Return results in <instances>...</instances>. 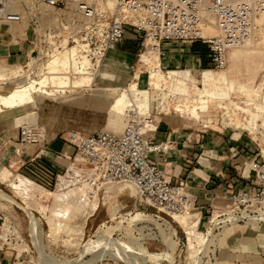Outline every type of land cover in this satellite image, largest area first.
I'll use <instances>...</instances> for the list:
<instances>
[{
  "label": "built area",
  "instance_id": "built-area-1",
  "mask_svg": "<svg viewBox=\"0 0 264 264\" xmlns=\"http://www.w3.org/2000/svg\"><path fill=\"white\" fill-rule=\"evenodd\" d=\"M263 13L264 0H38L37 6L27 4L22 9L15 0H0V22L15 24L29 18L31 26L24 30L22 39L27 47L20 73L34 77L44 72L49 59L63 55L68 47H76V53L71 56L76 67H81V61L86 60L87 72H90V61L102 62L126 33L140 40L139 49H146L149 44L158 49L163 43H200L210 52L209 69L223 70L230 51L253 44V20ZM209 17L216 27L214 36H207L203 31ZM12 125L17 127L21 147L42 149L52 138L49 130L36 122L21 123L13 119ZM159 125L150 112L128 110L119 132L103 129L70 135L68 141L74 153L53 182L29 181L46 192L56 189L90 192V199L103 186L129 184L138 200L157 213L168 216L190 212L198 197L186 191L185 181L171 183L167 173L169 162L165 158L161 161L153 158L166 153L172 144L150 143ZM261 133L264 139V128ZM256 148L261 161H253L248 167L246 182L251 189L232 192L226 206L210 208L209 225L215 212L221 219L264 217V158L260 147ZM20 153V149L15 152L18 160ZM241 219L237 223L248 222ZM161 221L171 228L168 222ZM2 226L3 223L0 241ZM28 235L31 237L29 229ZM18 262L14 257V263Z\"/></svg>",
  "mask_w": 264,
  "mask_h": 264
},
{
  "label": "rangeland",
  "instance_id": "rangeland-1",
  "mask_svg": "<svg viewBox=\"0 0 264 264\" xmlns=\"http://www.w3.org/2000/svg\"><path fill=\"white\" fill-rule=\"evenodd\" d=\"M16 1L18 2V6L20 9L24 8L27 4L31 6H37L38 2V0ZM32 16L34 15L32 14ZM32 16L30 18L31 20H34ZM7 26L10 27V25ZM29 26H31V23H29V18H25L20 24L11 25L10 30L13 33L17 32V36H20L19 38L22 39L24 30H29ZM215 34L216 33H212V35L207 36H214ZM261 41L262 43L259 44V42ZM150 46L154 45L149 44L146 49H139L136 57L132 59L129 64L122 65L124 67L123 69H120L116 66V63H118L117 61H119L118 57L115 58V62H108V53L105 59L99 64L90 61L91 77L99 79L100 75L106 72L114 76L115 78L120 75L119 77H122V79H124L123 86H127L132 82H137L135 76L138 75L146 83L148 81L147 67L142 66L138 61L144 58V53L150 50ZM153 53L157 55V49L155 48V46ZM149 58L151 59L152 56L149 55ZM151 63L152 67H155L156 61L151 60ZM17 65L18 66L15 67L16 63L0 62V76L4 75L3 77H0V95L8 93L13 87V83L15 81L23 77H27L28 79L33 77L30 75H22L24 74L20 73L22 68H19V66H22V64L17 63ZM205 70H209L219 77H226V79L229 81L230 86H232V91L229 92V95L227 97L230 99H227L224 102L222 101L224 103L223 105L227 104L226 106H228V109L225 111L218 110L217 108H215V105L210 102L209 104H207V112L201 113L200 120L195 121L191 119L186 113H184L185 109L182 105H180L183 102L185 103V101H183V98L185 97L186 93L184 94L182 91H180V89L174 88L173 85L169 82L161 84L160 89L157 90L152 85V81L150 80L148 81V87L147 85L145 87L141 86L140 89L147 90L148 93L152 95V98L155 99L154 102L150 104L151 114L155 117V120L159 121L160 124H172L171 128L174 129L182 128V130H186L185 132L188 134L193 132H218L228 135L233 139L243 140V138H245L249 142V144H251L252 148H256V146H258L261 149L264 142V139L261 137V130L264 128V114L257 111L255 105L261 104L264 107V40L261 37L254 35V42L252 45L232 50L229 53L227 65L223 70ZM13 72L15 73L13 74ZM38 72H40V70L34 72V74H37ZM200 72L201 71L195 73L191 72L189 74L197 78ZM161 73H163V75H165V77L167 78L168 72H166L165 70H161ZM40 75L37 74L36 76L39 77ZM37 77L33 78L37 79ZM182 78L184 82L189 83V78L187 75ZM112 84L114 83L105 82L102 85L106 86L108 89H111ZM93 85H95L96 88H98L97 86H99L98 83H93ZM238 88H242L245 92L250 93L251 102L246 103V96L238 93ZM117 92L118 93L116 95L114 94V96L109 93L105 95L103 92L94 90H78L74 93H67L66 91L61 98H53L55 100H45L41 97H37V99L38 101L39 99L40 101L44 100L41 105H50L54 102L74 96L90 94V96L97 95L98 97L107 99L108 103H110L113 99H116L117 95H119L120 92ZM188 95L190 99L194 98L193 92L189 91ZM179 101H181V103H179ZM230 102L234 103L235 105L231 104ZM238 106L244 109L248 108L252 113H257V115H259V117L257 118V131H255L254 134H251L242 126L238 128L235 126V124H243L246 120H249V117L247 115L243 114L240 110L235 108ZM36 108L34 107L28 110V113L32 115L28 120H33L32 113L37 112L38 108ZM129 108H138L141 112H143V109L140 107V105H137L135 101H132L127 109H125L124 113L121 115L120 125L118 127L109 129L116 130L117 132L121 130L123 125V116ZM176 108L181 109L182 111L184 110V112L178 113L175 111L177 110ZM159 111L160 115H157ZM22 116L24 115L17 114L7 120L0 119V123H9L13 127V119H17ZM207 120L210 121L207 122ZM33 122H36V118L33 120ZM205 125L207 126V128L203 127ZM106 126L107 124H104V126L99 129L90 128L81 130L80 132L89 133L103 130L105 128L107 129ZM13 128L17 130V127ZM48 130L51 134H53V131H51L50 129ZM2 169L4 168L1 167L0 171ZM246 169L243 168L242 170L244 177L248 176V169ZM10 171L11 174H7L5 177L0 178V190L8 196L12 197L18 204H24V206H27L28 209L33 212L34 218L37 219L40 224L42 233L41 236H39L40 239L38 238L40 242L39 240H37V245L41 246V248H38L39 246L35 248L36 246L34 247L33 241L28 235L29 221H27L25 214L16 206L0 201V225L1 223H3V226L1 228L2 240L0 241V248H3V251L11 252L12 257H16L17 261L21 262L22 264H37V262L45 264L47 260L59 261V263L64 262V260L65 262L74 260L79 257L78 250L80 244H83L91 238L95 240L96 238H93L94 232L100 226L103 227L102 230L104 231V240L102 243V239H100V243H102L104 246L109 247V249H111L113 252L116 251L118 252V254L123 253V255H136V252L137 254H140L141 252H146L149 254H161L164 252L169 254L170 258H172L170 264H235L231 262V260L233 255L237 254V252L250 254L252 250L256 248L264 250V236L260 235V231L258 230L259 227H262V223L257 224V228L251 227L247 223H237L238 221H232V224H229L225 227H222L223 225H219V227L214 230L211 237L205 238L206 241L203 240L201 242L206 230L211 227L212 224H207L205 228H197L198 221L195 219V216H192L191 214L193 213V210L188 212L189 216H187L186 221L187 225L189 226H193L194 222L196 221V227L194 228V231L198 235L199 241L197 239V243L193 244L194 248H189L187 239L183 234V231L178 224L173 222V219L171 218L173 214H169L168 216L170 217H168L165 215V213H157L155 209L145 206L138 200L133 186L123 183L103 186L96 191L97 207L94 211L95 217L91 218V220L97 218L99 222L98 224H95L92 230H90V234L84 236L83 233V235L80 237L78 231L76 232V230L73 229L75 228L74 226L77 222V218L80 215L79 210L84 208L83 201L85 200V197L87 199V196H84L86 195L85 192L83 193L77 191L79 192V195L77 197L76 192L74 191L73 193H70L68 190L56 189L55 191L46 192L38 187L37 184H30L31 186H34L33 189H37L36 192H38V194L40 195L36 199L32 198L23 200L21 196L16 194L12 187L9 185V181L12 180V182L16 184V180L18 179V176H16L17 173L13 172V170ZM123 185L130 188H123ZM67 191L69 194L75 193L74 195L76 197L74 195H69L68 193L67 196V194H65ZM64 194L65 197L67 196V202H63L64 204L62 203L65 211L63 212V215V208L61 207V212V209L59 208L60 210H58L57 208V206L59 207L61 206V204L58 205L59 202L58 204L55 203L56 206L55 204H53V195H60L59 197L62 198ZM69 196H74V198L77 199H74L77 204L76 202H74L73 198ZM69 199L74 203L71 204V206L70 203L72 202ZM88 199L91 200L90 198ZM64 205L67 206L64 207ZM226 205L227 202H222L218 203L217 206ZM40 206L45 208V212L43 213L44 215L41 214V212L38 210ZM65 208L71 209V211H68L67 209L66 211ZM216 214L218 213L215 212L213 216ZM138 215L147 216L149 222H131V219L134 218V216ZM48 217H54L58 230H56V232L54 233H51L50 235H47L49 230V227L47 225ZM157 217H159V219H157ZM161 219L168 222L171 225V228L168 229L167 225L165 227V223L161 221ZM209 219L210 216L208 220ZM173 230H175V234L171 236V244L173 246L170 244L168 245V243L164 244L166 242L165 240H162L164 239L163 236L170 234ZM68 240L70 241L67 242ZM199 242H201L202 244H200ZM104 243L107 245H105ZM124 243L127 245H125ZM167 245L169 246V248H167ZM129 250L132 252L131 254ZM100 258L99 260L98 257L96 258V256H92L89 254L77 260L76 264H125L114 257L111 258L109 255H103ZM234 260H236V258ZM139 264L153 263L142 261ZM158 264L168 263L167 261H163ZM241 264L249 263L241 261Z\"/></svg>",
  "mask_w": 264,
  "mask_h": 264
},
{
  "label": "crops",
  "instance_id": "crops-1",
  "mask_svg": "<svg viewBox=\"0 0 264 264\" xmlns=\"http://www.w3.org/2000/svg\"><path fill=\"white\" fill-rule=\"evenodd\" d=\"M0 25V62L16 63L17 67V63L25 62L27 44L17 36V32H11L9 26ZM139 42L137 37L126 33L123 40L108 52V62H115L118 57L116 66L129 64L139 51ZM157 55L160 69L166 72L184 70L195 73L210 68V52L200 43H163L157 49ZM137 84L141 88L147 82L138 76ZM97 87L92 85L90 90L114 95L104 85L99 84ZM44 99L55 100L57 97ZM43 101L39 99L36 105V123L50 129L53 134L42 149L37 146L21 147L18 130L9 123H0V168H4L0 171V178L11 174V169L37 184L53 182L55 176L63 172L67 159L74 153V147L68 141L70 135L85 129H99L104 124H107V128L120 125L121 116L112 115L110 111L112 101L108 103L107 99L97 95L82 94L50 105H41ZM171 126L172 124L166 123L159 125L155 138L150 143L172 144L166 153L153 155V158L156 161L165 158L169 162L167 173L171 183L176 185L179 181H185L186 191L198 197L191 214L198 221L197 228H205L209 222L207 211L210 208H215L218 203L228 202V196L232 192L251 189L242 170L248 169L251 162L259 161L257 149L252 148L245 138L233 139L218 132L188 134L182 128L174 129ZM18 149L21 152L19 160L15 155ZM93 217L95 213L84 224V236L90 234V230L99 222L97 218L91 220ZM241 261L264 264V250L256 248L250 254L237 252L231 260L235 264H241ZM0 264H15L12 253L0 251Z\"/></svg>",
  "mask_w": 264,
  "mask_h": 264
},
{
  "label": "bare ground",
  "instance_id": "bare-ground-1",
  "mask_svg": "<svg viewBox=\"0 0 264 264\" xmlns=\"http://www.w3.org/2000/svg\"><path fill=\"white\" fill-rule=\"evenodd\" d=\"M15 4L18 5V2L16 0H15ZM0 24H6V23L0 22ZM15 24H20V23H15ZM6 25H10V27H11V25H14V24H6ZM253 27H254V29H253L254 35L261 37L264 40V13L255 16V18L253 20ZM203 31H204L205 35H212V33L213 34L216 33V27H215V24H214V21L212 18H210V17L207 18L206 26L204 27ZM22 37H23L22 39L25 38V32H24V35ZM260 43H262V41L259 42V44ZM149 49H150L149 51L144 53V58H142L141 60L138 61L139 64L147 67V70H148L147 71V75H148L147 80L148 81L151 80L152 85L157 90L160 89L161 84H165L166 82H169L173 85L174 88L180 89V91H182L184 94L186 93L185 97L183 98V101H185V103L183 102L184 105H183V103L180 104L184 107L185 112H184V110L182 111L181 109H177V108H176L177 110H175L176 112H178V113L184 112L191 119H193L195 121H199L201 118L200 114L207 112V104H209L210 102L213 103L215 105V108H217L218 110H221V111L224 110L225 111L228 109L227 108L228 106H226L227 104L223 105L224 104L223 102L227 99L228 100L230 99L227 97L229 95V92L232 91V86H230L229 81L226 79V77H224V76L219 77L218 75L213 74L209 70H203L199 73L197 78H195L194 76H191L188 71L168 72L167 78H166L165 75H163V73H161L159 63L157 60L158 59L157 55L153 53L154 46H150ZM75 53H76V47H68L66 53H64L63 55L59 54L57 56H53L51 59L48 60L46 67L44 69V72L39 77H37V79H34L33 78L34 75H33V77H31L29 79L27 77H25V78L23 77L24 79L21 78V79L15 81L13 83V87L11 88V90L8 93H6L4 95H0V119L1 120H7V119L14 117L17 114H23L24 116L17 118V119H14V120L16 122H21V123L33 122V120L36 118V115L33 112L32 113L33 114V117H32L33 120H28L32 116L28 113V110L36 107V105L38 103L37 97L52 98L53 99L56 97H61L66 91H67V93H74L78 90H90L93 83H98V84L102 85L105 82H107V83L113 82L114 83L112 85L111 89L106 88L108 91L112 92V94L116 95L118 93L117 91L120 92L119 95H117L116 99L111 104L110 111H111L112 115L121 116L124 113L125 109H127V107L131 104L132 101H135V103H137V105H140V107L143 109L144 112L147 111V112L151 113V109H150L151 105L150 104L153 103L155 99L152 98V95L150 93H148L147 90L140 89L137 82H132L127 86H123L124 79L119 77L120 75L115 78L114 76L110 75L107 72L102 73L100 75L99 79H95L94 77H91L90 72H87L88 62L86 60L81 61V64H80L81 67H76L77 63L71 57ZM149 55L152 56L151 59L149 58ZM151 60L156 61L155 67H152ZM117 67L120 69L124 68V67H119V66H117ZM92 75H94V74H92ZM185 75L188 76L189 83L184 82L182 77H184ZM0 77H3V76H0ZM135 78L137 80L138 75H136ZM189 91L193 92V94H194L193 99L189 98V95H188ZM237 92L243 96L244 95L246 96V99H245L246 103L251 102L250 93L245 92L242 88H238ZM179 103H181V101H179ZM230 103L235 105L232 102H230ZM263 103H264V101H263ZM252 105H253V103H252ZM235 108L240 110L243 114H245L249 117V120H246L243 124H235V126L237 128L242 126L245 130H248V132H250L251 134H254V132L257 131V129H256V127H258L257 126V118L259 117V115H257V113H252L248 108L244 109V108H240L239 106L235 107ZM255 108L257 111L264 114V107L261 104L255 105ZM131 109L139 110L138 108H129L128 110H131ZM159 113H160V111H159ZM234 114H235V112H234ZM207 121H210V120H207ZM104 130H110V131L117 132L116 130H112L109 128H107V129L105 128ZM261 154L264 157V142H263V146L261 147ZM13 183L14 182H12V180L9 181V185L12 187L14 192L16 194H18L19 196H21V198L23 200L32 199V198L36 199L40 195V194H38V192H36L37 189L36 190L33 189L34 186L30 185L32 183L24 177L19 176L18 179L16 180V184L15 183L13 184ZM127 185H129V184H127ZM123 188H130V187L123 185ZM74 192H76V196L78 197L79 192H77L75 190H74ZM80 192H83V191H80ZM39 193H40V191H39ZM67 193H68V191L65 194H67ZM70 193H73V191L72 192L70 191ZM85 193H86V195H84V196H87V199L85 197V200L83 201L84 202L83 203L84 208L79 210L80 215L77 218V222L74 226L75 228L73 229V230H76V232L78 231V233L80 234V237L83 235V228H84V224H85L87 218L94 213V211L97 207L96 193H92V199L91 200L88 199V198H90V192H85ZM41 194H43V193H41ZM50 194H52V193H50ZM65 194L62 198L59 197L60 195L59 196L53 195L54 196L53 197V202H54L53 204H55V203L58 204V202H59L58 205L61 204V206H59V207L57 206L58 210H60L61 207L63 208V206H62L63 202L64 203L67 202L66 198H67L69 193L67 194L66 197H65ZM74 194H69V195H74ZM74 196H69V197L73 198V200L74 199L77 200L76 198H74ZM61 200H63V201H61ZM75 200H74V202H76ZM0 201L16 206L19 210H21L25 214V216L28 218V221H29V228L28 229L30 231V235H31V239L33 241V245H34V247L36 246L35 248H37L39 246V245H37V240L40 239L39 236H41V234H42L41 233V227H40L38 220L35 219L34 217H32V213L28 209V207L24 206V204L23 205L18 204L12 197L8 196L7 194L2 192L1 190H0ZM71 202L72 203L69 202L70 206H71V204H74L73 201H71ZM56 204H55V206H56ZM76 204H77V202H76ZM66 206L64 205V207H66ZM66 209L67 208H65V210ZM38 210L41 212V214H43L45 212V208H43L41 206L38 208ZM67 210L71 211V209H67ZM61 211H62V209L60 210V212ZM63 212H65L64 208H63L62 214H63ZM187 216H189L188 212H184L181 214H173L171 218L173 219V222H175L176 224L179 225V227L181 228V230L183 231V234L185 235V237L187 239L189 248H192L193 244L197 243V239H198V235L194 231V228L196 227V221L194 222L193 226L187 225V221H186ZM241 218L248 220L247 224H249L251 227L257 228L256 225L262 223V227H259L258 230L260 231V235L264 236V217L249 218L247 216H243ZM241 218L231 216V217H228L227 219H219L218 214L214 215L213 219H212V226L206 230L204 236L202 237L203 239L201 240V242L203 240L206 241L205 238L211 237L214 230L217 227H219V225H223L222 227H225L229 224H232L231 223L232 221H238V222L241 221L242 220ZM132 221H134V223L137 221H138V223H139V221L140 222H142V221L149 222L148 217L142 216V215L141 216L140 215L134 216V218L131 219V222ZM47 225L49 227L47 235H50L51 233L56 232L57 227H56L54 217H48ZM102 228L103 227L100 226L94 232L93 238H96L95 240L91 238V239H88L83 244H80V247L78 250V252H79L78 258H76L74 260L66 261V262L64 260V262H62V263H59V261L47 260L45 264H76L77 260H79L83 256L85 257V255H89V254L92 256H96V258L98 257V259L103 255H109L111 258L114 257V258L120 260L121 262H123L125 264H139L142 261L148 262V263H153V264H158L160 262L167 261V263L170 264V262L172 261V258H170V255L167 253H164V252L161 254H149L146 252H143V253L141 252L140 254L139 253L137 254V252H136V255H128V254L123 255V253L118 254V252H116V251L113 252L111 249H109V247L104 246L102 244L103 240H104V237H103L104 231L102 230ZM174 234H175V230L171 231V233L168 235H164L163 236L164 239H162V240H165L166 243H164V241H163V243L164 244L168 243V245L169 244L172 245L171 244V236ZM100 239H102V243H100ZM69 241L70 240H68L67 242H69ZM198 241H199V239H198ZM39 242H40V240H39ZM201 242H199V243L202 244ZM105 245H107V244H105ZM125 245H127V244H125ZM172 246H170V247H172ZM38 248H41V246H39ZM167 248H169V246ZM120 252H122V251H120ZM131 253L132 252L130 251V254ZM39 263L37 262V264H39Z\"/></svg>",
  "mask_w": 264,
  "mask_h": 264
}]
</instances>
